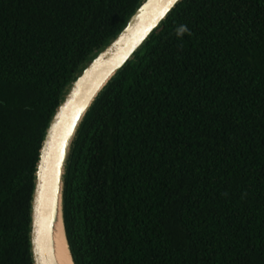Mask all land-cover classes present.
Listing matches in <instances>:
<instances>
[{
	"label": "trees",
	"instance_id": "trees-1",
	"mask_svg": "<svg viewBox=\"0 0 264 264\" xmlns=\"http://www.w3.org/2000/svg\"><path fill=\"white\" fill-rule=\"evenodd\" d=\"M141 1L0 0V264H32L44 132ZM63 217L75 264H264V0L175 7L81 124Z\"/></svg>",
	"mask_w": 264,
	"mask_h": 264
},
{
	"label": "water",
	"instance_id": "water-1",
	"mask_svg": "<svg viewBox=\"0 0 264 264\" xmlns=\"http://www.w3.org/2000/svg\"><path fill=\"white\" fill-rule=\"evenodd\" d=\"M182 0H142L116 34L80 68L44 132L30 201L29 248L32 264H57L53 229L63 217L65 176L81 124L116 75L134 59ZM70 256L71 255L69 247Z\"/></svg>",
	"mask_w": 264,
	"mask_h": 264
},
{
	"label": "bare ground",
	"instance_id": "bare-ground-1",
	"mask_svg": "<svg viewBox=\"0 0 264 264\" xmlns=\"http://www.w3.org/2000/svg\"><path fill=\"white\" fill-rule=\"evenodd\" d=\"M53 248L57 264H73L61 220L53 229Z\"/></svg>",
	"mask_w": 264,
	"mask_h": 264
},
{
	"label": "clouds",
	"instance_id": "clouds-1",
	"mask_svg": "<svg viewBox=\"0 0 264 264\" xmlns=\"http://www.w3.org/2000/svg\"><path fill=\"white\" fill-rule=\"evenodd\" d=\"M184 34H189L190 35V30L186 25H179L176 28V35L177 36H183Z\"/></svg>",
	"mask_w": 264,
	"mask_h": 264
},
{
	"label": "snow or ice",
	"instance_id": "snow-or-ice-1",
	"mask_svg": "<svg viewBox=\"0 0 264 264\" xmlns=\"http://www.w3.org/2000/svg\"><path fill=\"white\" fill-rule=\"evenodd\" d=\"M171 2H172V3H174V2H175V0H171Z\"/></svg>",
	"mask_w": 264,
	"mask_h": 264
}]
</instances>
